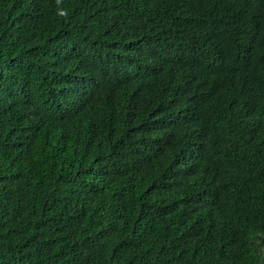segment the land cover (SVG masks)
Wrapping results in <instances>:
<instances>
[{
    "label": "trees",
    "instance_id": "16d2710c",
    "mask_svg": "<svg viewBox=\"0 0 264 264\" xmlns=\"http://www.w3.org/2000/svg\"><path fill=\"white\" fill-rule=\"evenodd\" d=\"M0 264H264V0H0Z\"/></svg>",
    "mask_w": 264,
    "mask_h": 264
},
{
    "label": "clouds",
    "instance_id": "9594fccd",
    "mask_svg": "<svg viewBox=\"0 0 264 264\" xmlns=\"http://www.w3.org/2000/svg\"><path fill=\"white\" fill-rule=\"evenodd\" d=\"M59 51V50H58ZM57 51V52H58ZM56 60V59H55ZM56 62H58V63H62V64H65V65H63L66 69H68L69 67H71L72 65H70V62H67V61H65V58L64 59H57L56 60ZM67 65V66H66Z\"/></svg>",
    "mask_w": 264,
    "mask_h": 264
}]
</instances>
